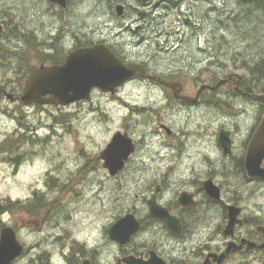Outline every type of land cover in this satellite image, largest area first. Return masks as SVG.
Listing matches in <instances>:
<instances>
[{
	"label": "rangeland",
	"instance_id": "obj_1",
	"mask_svg": "<svg viewBox=\"0 0 264 264\" xmlns=\"http://www.w3.org/2000/svg\"><path fill=\"white\" fill-rule=\"evenodd\" d=\"M260 5L194 0L192 8L184 7L183 12L177 7L143 9L130 13L127 21L133 22V28L137 24L142 28L119 38L160 72L175 73L171 77L184 83L187 94L195 96L203 84H216L230 75L249 84L253 79L248 64L264 63V7ZM83 9L66 18L72 16L71 21L76 20L75 26L84 31L103 27L104 21L94 20L96 14ZM0 10L7 14L8 33L16 23L22 32L37 30L41 40L48 38V30L56 31L70 21H63L47 0H0ZM122 23L114 17V37ZM38 59L37 53L30 54L24 69L39 65ZM220 90L219 94L206 91L196 104H183L169 90L147 82L130 83L116 95L98 89L91 100L67 107L40 104L28 109L7 100L0 111V143L13 153L4 152L0 145V204L25 205L36 199L35 194L43 197L37 213H29L23 205L0 213V231L3 223L13 226L27 249L16 264H42L41 260L63 264L64 252L74 251L78 242L96 249L98 264H117L123 251L108 231L127 212L144 219L145 225L129 248L148 244L175 260L187 261L199 242L220 247L229 237L223 234L227 221L218 206L211 204L206 214V235L177 239L158 219L147 217L146 200L157 188L161 200L168 203L182 190L197 189L205 173L222 187L223 199L240 203L258 217V224H264V180L247 182V174L237 172L234 157H226L218 143L221 128H226L233 131L236 146L241 145L254 121V110H246L252 107L245 98L227 100L231 88ZM160 123L177 135L161 131ZM24 125L30 126L21 129ZM126 129L138 143L137 151L124 169L111 175L100 154L114 134ZM245 262L264 264V256H236L227 264Z\"/></svg>",
	"mask_w": 264,
	"mask_h": 264
},
{
	"label": "flooded vegetation",
	"instance_id": "obj_2",
	"mask_svg": "<svg viewBox=\"0 0 264 264\" xmlns=\"http://www.w3.org/2000/svg\"><path fill=\"white\" fill-rule=\"evenodd\" d=\"M241 1L246 3L254 2L253 0H249V1L241 0ZM47 3L49 5H52L57 12H60L59 16L63 19V21H65L66 19H69L70 21L66 22L65 26L59 27L56 31L48 30L49 34L46 40L45 39L41 40L37 30H32V33L22 32L21 30L18 29V25L16 23H14L11 26L12 27L11 33H8L7 32L8 23L6 18L7 14L4 15V13L0 10V72L3 71L4 73L3 76H0V111H2L3 105L7 100L11 101L10 103L12 105L18 107L22 106L29 109V107L37 106V104L25 106V104L21 100L24 87L26 85V82L30 74L35 69L42 68L43 66L61 65L64 63L65 58L73 51L81 48L92 47L98 44H104L108 46L126 62L144 64L147 67L148 72L150 74H159L168 77L169 80L178 81L171 77L172 75H175V73L168 74L163 71L160 72L159 69L154 68L149 62L143 60L142 57L136 56L128 48L127 41L124 39H120L119 37L121 35H124L125 32L139 31L142 28L140 24H137L135 28H133L132 21H129V23H127L128 19L131 18L130 13L141 12L143 11V9L159 10L161 8H172V7H177L178 9H180L181 12H183L184 7H187V10L192 8L194 0H100V1L65 0V5L59 4L52 0H47ZM119 6H122V10H123L122 14L118 13ZM79 7L80 8L84 7L83 10L86 13L96 14L94 16V20L104 21L103 27L100 25L99 27L97 26L96 28H91V30L89 31H84L83 27L75 26V24H77L75 22L76 20L74 21L71 20H72V16L76 14V9ZM71 13L72 16L66 18L67 14H71ZM99 13H101V15L97 16ZM114 17H116L117 20L118 19L123 20L122 26L119 28V31L117 32V37H114L113 35L115 29L113 26ZM186 20L189 21L190 18L188 17L186 18ZM28 33L29 36L33 37L32 39L31 37L30 39L28 38ZM34 53H37L39 56L38 59L40 61L39 65L34 66L31 69L25 70L23 63L28 62L30 54H34ZM17 62L18 64L16 65ZM204 68L206 72V65H204ZM12 71L14 72L13 76L12 75L10 77L5 76ZM234 77H235L234 75L224 77L228 80L227 83L212 93L219 94L221 92L220 89L227 86L231 88L230 90L231 92H228L229 98L227 100L232 101V98L237 96L245 98L252 107L251 109L249 110L246 109V110L248 112L254 110L253 112L254 121L252 122L251 128L249 129L241 145L236 146V140L234 138V134L231 129L221 128V131L222 130L229 131L231 138V152L226 153L223 147H222V152L226 155V157H234L233 164L237 172L244 175L247 174L248 177L245 176L246 181L251 182L253 180L260 179L258 177H250L248 175L246 169V159H247V153L249 150L248 147L250 145V142L264 116V99L259 98V94H264V86L260 87L259 79L257 78V76L254 75L252 78L253 79L252 83L250 85L251 90H249L248 86L244 84L243 79L241 80L240 77L239 78H234ZM138 82L154 83V81L152 80L150 81L140 76H134L130 80L126 81V83L123 86L117 89L115 94H117L126 85L130 83H138ZM96 90L97 89H94L93 92H95ZM185 91L186 90L184 89V93ZM202 95H206V91H204L201 94V96ZM222 97L220 98L223 99ZM79 103H82V101H80ZM216 104L221 105L223 104V102ZM163 125H167V124L160 123L159 129L161 131L165 130ZM125 132H129V130L126 129ZM175 135H177V132L173 131L172 135L170 136L173 137ZM219 135H218V143H219ZM135 143L138 146V143L136 141ZM235 153H238L237 156H235ZM178 162L181 163L180 160ZM262 166L264 167V162ZM200 177L201 178H199V180L197 181L198 184L197 189H191L190 191L182 190L176 194L173 201H170L168 203L161 200L159 196L161 193L157 192L158 194H156L159 204L162 205L163 208L166 209L171 216L176 217L180 221L181 224L180 232L176 233L172 231L164 220H158V221H160L163 224V227L166 230H168L171 237L177 239L184 238L185 236L188 235L192 236L198 233H204L206 235V214L207 212H209L211 204L215 207L218 206L223 210V213H225V220L227 222L229 221L228 207L229 205H234L241 208L240 218L242 220V223L236 226L235 235L231 238H228V240L224 245L217 248H213L210 246L206 247V241L204 243L199 242L195 244L191 248L193 252L188 254L189 257L187 261L185 259H182L181 261L175 260L173 257L166 255L163 251L157 249L156 247L155 248L149 247L148 244L143 245L142 249L134 248L133 246L129 248L128 246L133 244L132 242L122 249L123 256L133 254L136 256H141L144 259H147L148 251L152 249L154 250L157 249L156 250L157 253L162 258H164L169 264H196L192 261V259L197 261L198 262L197 264H203L208 254L222 253L225 250L226 245L230 240L236 241L237 243H241L242 240L246 238L258 243H264V224H258L260 223L258 221V217L256 215L252 216L250 213H247L245 208L241 206V204L238 202L236 204L233 203V201H226L225 199L215 200L212 197H210L206 191L204 184L207 180L210 179H212L215 183L216 181L214 180L212 175L206 176V173ZM220 188L222 191L221 186ZM183 192L187 193L188 195H192L191 198L187 199L188 204H184L181 200V196ZM146 204L148 207L147 217L149 218L148 214L150 212V207L148 204V199L146 200ZM140 220L143 223V229H144L145 228L144 219H140ZM246 227H251L252 231H249L247 233L242 232L241 230ZM85 249L87 252L86 257L90 258V264H98L97 261L95 260L96 257L95 248L86 247ZM74 253H75L74 258L71 256L69 259L67 258V255L64 254L66 260L63 261V264H83L82 252L80 248L74 249ZM194 254H197V257H192V255ZM254 254H262L264 256V249L262 250L252 249L248 251V244L245 243L243 249L240 252L231 254L224 264H227L233 257L236 256L240 258H245L248 256L254 257ZM14 263L16 264L17 261H15ZM31 263H39V262L32 261ZM41 263L56 264V261L41 260ZM242 264H248V262Z\"/></svg>",
	"mask_w": 264,
	"mask_h": 264
},
{
	"label": "water",
	"instance_id": "obj_3",
	"mask_svg": "<svg viewBox=\"0 0 264 264\" xmlns=\"http://www.w3.org/2000/svg\"><path fill=\"white\" fill-rule=\"evenodd\" d=\"M65 5V0H52ZM118 13L122 14V6L118 7ZM140 76L142 78L154 80L172 90L176 99L188 103H197L201 94L205 90L215 91L227 83V79H221L217 84L202 85L196 96L183 94V84L177 81H169L160 75L150 74L144 64L130 63L124 61L115 51L104 44L92 47L81 48L70 53L63 64L53 66H43L35 69L29 76L21 100L26 105L33 103L40 104H61L69 105L76 101L89 100L94 88L114 93L115 90L128 79ZM264 99V94L259 95ZM167 134L172 130L163 126ZM219 143L226 153L231 152L230 132L222 130L219 135ZM246 169L250 177L264 179V116L248 147ZM136 144L128 133L117 132L107 147L101 152L104 166L111 175H117L127 164L130 156L135 152ZM207 193L215 200L222 199L220 187L212 180H207L204 184ZM192 195L182 193L181 200L188 204ZM150 218L162 219L166 221L170 229L176 233L181 230L180 221L169 214L156 200V195L148 200ZM229 221L224 229V234L228 237L235 235L236 226L242 223L240 218L241 208L229 205ZM142 228L141 221L133 214L128 213L121 216L109 228L110 240L124 246L131 242L132 238ZM248 244V251L252 249H264V243H258L244 238L241 243L230 240L226 249L222 253H210L203 264H224L227 258L243 249L244 244ZM24 245L17 238L13 227L6 226L0 233V264H10L21 255ZM148 258L133 254L126 255L118 260V264H168L155 250L148 251ZM83 264H90V260L85 258Z\"/></svg>",
	"mask_w": 264,
	"mask_h": 264
},
{
	"label": "trees",
	"instance_id": "obj_4",
	"mask_svg": "<svg viewBox=\"0 0 264 264\" xmlns=\"http://www.w3.org/2000/svg\"><path fill=\"white\" fill-rule=\"evenodd\" d=\"M253 3H258L261 4V8L264 7V0H260V1H254ZM263 60V58H261ZM249 73L251 74L252 78L253 76H257V78L259 79V85L264 86V63H257L255 66H253L252 64H248V68ZM246 86H248V89L251 90L250 88V84L244 83ZM1 146L5 147V151L4 152H8V153H13V149H11L10 146H7L5 143H0ZM37 193V192H35ZM37 195L36 199L31 201L28 204H22L21 202H10L9 204H0V213H2L3 211H8V210H14L20 207V205H23L22 207L26 208V210L29 213H37L39 212L42 208H40L43 204H42V195ZM50 205V203L48 204ZM7 207V208H6ZM75 253L71 252L69 258L72 256L74 258Z\"/></svg>",
	"mask_w": 264,
	"mask_h": 264
},
{
	"label": "bare ground",
	"instance_id": "obj_5",
	"mask_svg": "<svg viewBox=\"0 0 264 264\" xmlns=\"http://www.w3.org/2000/svg\"><path fill=\"white\" fill-rule=\"evenodd\" d=\"M250 84V83H249ZM173 188V187H172ZM169 189H170V187H169ZM34 248V247H33Z\"/></svg>",
	"mask_w": 264,
	"mask_h": 264
}]
</instances>
